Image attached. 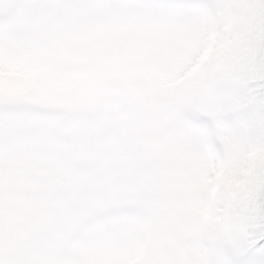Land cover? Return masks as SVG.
Here are the masks:
<instances>
[{"label":"snow or ice","instance_id":"6c2138e0","mask_svg":"<svg viewBox=\"0 0 264 264\" xmlns=\"http://www.w3.org/2000/svg\"><path fill=\"white\" fill-rule=\"evenodd\" d=\"M0 264H264V0H0Z\"/></svg>","mask_w":264,"mask_h":264}]
</instances>
